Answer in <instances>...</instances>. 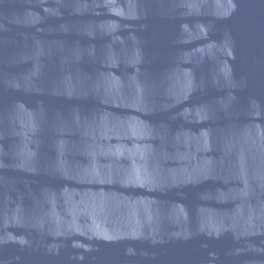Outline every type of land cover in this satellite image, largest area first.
<instances>
[{
	"label": "water",
	"instance_id": "1",
	"mask_svg": "<svg viewBox=\"0 0 264 264\" xmlns=\"http://www.w3.org/2000/svg\"><path fill=\"white\" fill-rule=\"evenodd\" d=\"M0 264H264V0H0Z\"/></svg>",
	"mask_w": 264,
	"mask_h": 264
}]
</instances>
